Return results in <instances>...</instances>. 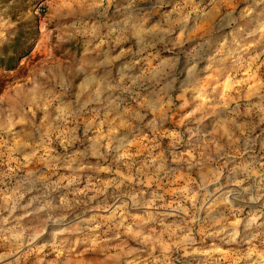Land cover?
<instances>
[{"label":"clouds","instance_id":"9594fccd","mask_svg":"<svg viewBox=\"0 0 264 264\" xmlns=\"http://www.w3.org/2000/svg\"><path fill=\"white\" fill-rule=\"evenodd\" d=\"M19 2L0 3V58L4 61L0 70L10 57H22L18 66L31 62L38 48H46L48 58L42 62L43 70L37 69L31 77L34 85L37 73L42 78L39 93L18 86L12 104L27 111L39 108L46 121L50 116L65 123L91 116L85 121L86 141L93 125H107L106 133L93 137L91 156L107 157L115 151L116 160H123L128 157V147L136 142L128 139L130 134L163 119L177 101H184L181 107L196 106L180 120L183 132L162 133L168 145L162 148L157 143L159 153L150 157L154 170L146 162L137 169V176L131 171L126 176L121 173V181H106L105 188L113 183L119 188L134 179L150 186L161 173L173 172L167 167V151L176 179L185 181L176 192L186 201L180 210L190 214V225L205 206L202 194L216 188V203L223 204L225 191H243L251 178L264 177V94L258 103L241 108L239 98L233 101L221 95L219 88L207 86L214 82L213 76L222 78L253 41L264 44V0H243L241 8L234 6L235 0H71L70 9L65 7L68 0H24L27 8L19 9L21 15L16 17L13 9ZM82 41L87 49L78 55ZM53 49L64 59L56 60ZM262 55L264 51L252 57L253 61ZM213 122L212 139L205 136L203 151H181L185 137L199 139ZM184 164L198 170L199 182L181 172ZM94 170L110 172L111 168ZM54 190L46 184L33 200L44 201L39 211L59 208L66 214L71 204L61 197L54 205ZM260 191L264 192V185ZM23 195L19 193L20 198ZM136 195L131 197L133 201ZM234 211L239 215L242 210ZM258 218L252 216L245 227ZM61 219L48 215L44 220L45 227L57 229L54 237L70 230L57 227ZM241 222L235 219L233 228ZM22 235L11 239L19 242ZM235 235L233 231V238ZM185 238L180 236L177 246ZM19 251L17 243L12 251L0 252V261L14 264L9 258Z\"/></svg>","mask_w":264,"mask_h":264},{"label":"rangeland","instance_id":"374dc122","mask_svg":"<svg viewBox=\"0 0 264 264\" xmlns=\"http://www.w3.org/2000/svg\"><path fill=\"white\" fill-rule=\"evenodd\" d=\"M234 6L241 8L243 0H235ZM65 7H73L71 0ZM26 8L24 0H20L13 12L19 17V9ZM86 49L82 41L78 55H83ZM258 49L252 42L222 78L213 76L214 82L207 86L219 88L221 95L233 101L239 98L241 108L258 103L260 95L242 99L245 92L264 93V55L256 61L248 57L256 56ZM52 55L58 61L64 59L56 55L55 49ZM20 58L7 62L0 70V97H4L0 100V252L12 251L19 243L20 251L9 258L14 264H264V192L260 191L264 177L251 178L243 191H225L223 204L216 203V188L202 194L205 206L190 225L187 224L190 214L180 210L186 201L176 192L185 181L176 179L167 151L165 160L173 172L161 173L150 186L134 179L124 181L119 188L115 183L105 188L106 181H121V173L126 176L131 171L137 176V169L146 162L154 170L150 157L159 153L157 143L162 148L168 145L162 133L177 129L183 132L179 122L195 105L181 107L184 101H177L163 119L130 134L128 139L134 138L136 142L128 147L125 159L117 161L115 151L107 157H93L89 154L95 147L93 137L106 133L107 125L101 126L99 122L93 125L86 141L85 121L91 120V116L67 123L50 116L46 121L39 108L27 111L13 106L11 98L17 96L18 86L21 90L35 88L39 93L42 78L37 73L34 85L31 77L37 69L43 70L47 49L38 48L31 62L18 66ZM3 66L0 58V67ZM214 127L215 122L197 140L188 141L185 137L181 151L194 154L203 151L205 136L211 140ZM102 167L111 171L94 170ZM180 168L199 182L197 169H189L186 164ZM46 184L55 189L51 192L54 205L59 204L61 197L71 204L66 214L59 208L39 211L44 201L33 197H39ZM133 195H136L134 201ZM236 209L242 210L239 215L235 214ZM48 215L62 216L57 227L70 230L54 237L57 229L44 225ZM254 215L259 218L245 227ZM237 218L242 222L234 229L233 221ZM72 228L78 230L71 231ZM19 233H23L21 240L13 241L11 237ZM180 236L186 238L177 246ZM131 249L135 251L130 252Z\"/></svg>","mask_w":264,"mask_h":264},{"label":"crops","instance_id":"0c3cea01","mask_svg":"<svg viewBox=\"0 0 264 264\" xmlns=\"http://www.w3.org/2000/svg\"><path fill=\"white\" fill-rule=\"evenodd\" d=\"M253 43H254V45H256V46H259V49L257 50V51H255L257 54L258 53H260L261 51H264V44H256V42L255 41H253ZM255 56V54H253V56H248L249 57V59H252V57H254ZM264 61V57H263V59H262V62ZM261 94H264V93H253V94H251L250 95V93H244V94H242V99H251V97H252V95L254 96V95H261ZM255 96V97H256ZM252 98H254V97H252ZM253 104H255V103H253Z\"/></svg>","mask_w":264,"mask_h":264},{"label":"trees","instance_id":"16d2710c","mask_svg":"<svg viewBox=\"0 0 264 264\" xmlns=\"http://www.w3.org/2000/svg\"><path fill=\"white\" fill-rule=\"evenodd\" d=\"M17 57H19V56H16V57H10L9 60H8V62H11L13 59H16Z\"/></svg>","mask_w":264,"mask_h":264}]
</instances>
